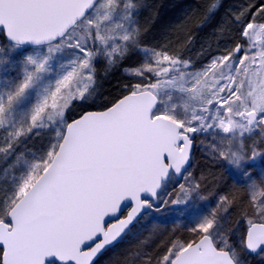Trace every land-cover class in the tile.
<instances>
[{"label":"snow or ice","instance_id":"obj_1","mask_svg":"<svg viewBox=\"0 0 264 264\" xmlns=\"http://www.w3.org/2000/svg\"><path fill=\"white\" fill-rule=\"evenodd\" d=\"M144 7L0 0V264H98L130 236L107 264H264V0L220 21L229 43L199 65L184 53L223 0L190 5L192 28L157 45ZM98 62L128 82L97 108ZM214 194L187 237L151 217Z\"/></svg>","mask_w":264,"mask_h":264},{"label":"trees","instance_id":"obj_2","mask_svg":"<svg viewBox=\"0 0 264 264\" xmlns=\"http://www.w3.org/2000/svg\"><path fill=\"white\" fill-rule=\"evenodd\" d=\"M198 0H145L144 7L139 15L140 23L147 28L145 40L151 45H157L166 42L167 39L175 40L178 33L183 34L192 28L193 21L188 19L191 11L190 5L195 6ZM224 8L219 14V20L216 27H210L206 30H193V43L186 51L193 50L211 52L214 49L223 48L229 41L220 34V21L226 22L228 14L239 8L241 4L248 3L249 0H223ZM252 3H259V0H251ZM185 51V52H186ZM138 56L133 55L126 64H131L137 60ZM99 78V96L96 101V107H100L108 100L119 95L122 86L128 82L126 77L119 69L105 74L103 65L97 63ZM250 264H255V258L252 257Z\"/></svg>","mask_w":264,"mask_h":264},{"label":"rangeland","instance_id":"obj_3","mask_svg":"<svg viewBox=\"0 0 264 264\" xmlns=\"http://www.w3.org/2000/svg\"><path fill=\"white\" fill-rule=\"evenodd\" d=\"M141 13V12H140ZM224 48V47H223ZM222 47L219 48V50L223 49ZM218 51V49H214V51L206 52L203 54L202 51L193 50L192 48L189 51H186L184 54L186 56H190L193 60V62L197 65L203 63L207 60L209 54H215ZM138 58L135 61H132V65L141 59L140 55H137ZM101 65H103L101 63ZM104 67V65H103ZM122 74L123 71L119 69ZM45 143V137H37L34 139H31L27 142V148L33 151H38L41 148V145ZM193 168L192 170L194 173L199 176L201 172L207 173L209 171V168L211 167L209 162L205 159V157L202 155L200 149L194 148L193 153ZM212 171L215 172H221L222 169L213 168ZM256 171H259V168L256 169ZM182 181V179H181ZM229 185H231V181H227ZM171 190V188H169ZM211 190V189H209ZM218 198L217 195H213L209 198V200L204 202H199L195 206H190L188 208H185V206H172L169 205L168 208L162 209L160 212H152L151 217L155 218L156 220L163 221L164 224L167 226L168 230H172L173 228H176L179 233H182L185 237H187L189 234L186 231V227L191 225L192 220L195 218L196 215H198L201 211L205 210L207 207L214 206L215 200ZM233 220H235V216H233ZM143 224H146L148 227H151V224L148 221H142ZM243 227V225H241ZM146 234V233H145ZM238 236V233H237ZM135 243V240L133 237H128L123 242L119 243L117 246H115L113 249H110L108 252L104 254V256L101 257L100 262L98 264H107L108 258L116 259L117 257L122 258L124 253ZM154 247V245H153ZM249 261L251 262L252 257H248ZM255 264H262L260 259L257 257L255 258Z\"/></svg>","mask_w":264,"mask_h":264},{"label":"flooded vegetation","instance_id":"obj_4","mask_svg":"<svg viewBox=\"0 0 264 264\" xmlns=\"http://www.w3.org/2000/svg\"><path fill=\"white\" fill-rule=\"evenodd\" d=\"M193 153H194V149H193ZM192 163H193V160H192ZM182 179V178H181Z\"/></svg>","mask_w":264,"mask_h":264}]
</instances>
